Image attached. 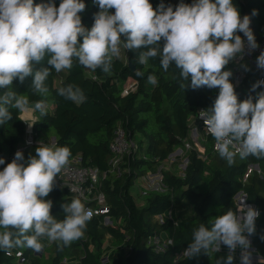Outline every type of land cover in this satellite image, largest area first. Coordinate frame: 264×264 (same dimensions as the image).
Segmentation results:
<instances>
[{
  "label": "trees",
  "instance_id": "16d2710c",
  "mask_svg": "<svg viewBox=\"0 0 264 264\" xmlns=\"http://www.w3.org/2000/svg\"><path fill=\"white\" fill-rule=\"evenodd\" d=\"M33 2L40 4L48 0ZM83 2L86 7L78 15L82 26L91 29L99 8L93 0ZM163 2L175 7L180 0ZM192 2L184 0L186 4ZM232 2L241 17L251 16L256 10L257 15L251 16V29L257 43H264V0ZM55 3L58 7L60 0ZM150 3L155 8L161 0H150ZM110 11L114 12V9ZM78 41L82 43V37ZM124 53V59L113 58L108 73L100 69L92 71L78 63L59 74L52 69L45 82L50 91L47 115L33 111L34 124L30 131L35 143L21 150L27 158L29 153L35 155L39 144L68 147L70 162L99 171L96 190L103 194L105 204L85 203L93 211V218L88 222L84 236L70 246L61 250L56 242L45 239L41 253L24 248L11 249V255L0 251V264H216V259L226 258L228 251L221 249L218 253L201 254L191 259L183 253L192 240L193 229L201 223L210 228L215 217L228 209L237 211L240 196L260 212L255 222L256 234L249 239L254 255L264 257V241L259 238L264 234V159L248 157L241 160L237 156L235 163L229 166L212 149L214 139L211 136L199 140L204 148L202 156L194 148L185 151L183 147L184 141H194L195 131L202 135L197 114L212 106L219 89L205 86L183 90L174 65L164 71L156 58L142 66L136 62L138 52L124 49ZM47 59L45 57L35 67L51 68ZM243 65L249 70L245 71ZM137 68L144 72L143 77L134 75ZM224 70L233 73L230 81L238 101L249 96L255 99L258 92L264 91V87L252 91V85L264 79V70L255 69L248 61L240 65L231 62ZM149 74L156 77L155 85L147 82ZM32 79L29 76L23 83L14 79L11 87L18 94L27 95L29 105L33 107L42 97L32 93ZM128 80L135 82V86L127 95H121ZM187 83L190 84V77ZM68 84L78 85L86 95V101L75 103L57 95V89ZM6 90L0 89V94ZM10 111L13 119L0 126V157L5 159L0 170L13 160L16 149L24 144L28 129L22 114L15 109ZM118 127L125 130L135 149L112 167L110 143ZM180 160L185 164L179 173L163 169L162 180L156 184V189L143 195L134 193L139 178L153 177L164 162ZM248 168L251 172L244 180ZM44 199L53 201L51 214L62 220L61 205L75 198L56 184ZM154 237L161 239L162 251H157L152 244ZM254 263L258 264L255 259ZM233 264H238L236 257Z\"/></svg>",
  "mask_w": 264,
  "mask_h": 264
},
{
  "label": "clouds",
  "instance_id": "9594fccd",
  "mask_svg": "<svg viewBox=\"0 0 264 264\" xmlns=\"http://www.w3.org/2000/svg\"><path fill=\"white\" fill-rule=\"evenodd\" d=\"M93 3L99 11L94 14L93 26L87 29L78 15L86 7L83 0H60L58 7L55 0L40 4L33 0H0V89H7L0 94V126L13 119L10 109L47 115L50 91L45 82L52 69L59 74L78 63L92 71L108 73L113 58H119L123 47L138 52L139 65H148L156 58L164 71L174 65L183 90L205 86L219 89L212 106L201 110L199 117L206 133L215 140V150L229 166L237 156L241 160L264 159V91L258 92L255 99L249 96L238 101L230 81L233 73L224 70L229 63L243 59L246 49L251 54L259 48L250 28L256 10L251 16L241 17L232 0H193L191 4L180 0L175 7L161 0L155 8L150 0ZM45 57L51 68L37 69L35 65ZM256 64L264 70V51ZM243 67L249 70L247 65ZM134 75L143 77L144 72L137 68ZM29 76L33 78L32 93L42 97L33 107L27 95L11 87L14 79L23 83ZM147 82L155 85L157 79L149 74ZM262 86L264 79L257 80L252 91ZM57 95L75 103L87 99L75 84L58 88ZM27 124L31 129L34 123ZM70 156L66 146L39 144L35 155L29 153L27 158L17 150L13 160L0 170V251L11 255V249L24 248L41 253L42 238L56 242L62 250L84 236L94 215L90 208L79 198L65 202L61 205L64 218L60 220L51 214L53 201L44 199L56 186V177L69 165ZM0 165H5L3 157ZM243 201L237 211L228 209L215 217L210 228L201 223L193 229L183 255L188 259L209 256L220 252L223 245L228 250L226 258L216 259V264H233L237 249L240 264H253L255 250L249 237L256 234L260 212ZM259 238L264 241V234ZM258 264H264V257Z\"/></svg>",
  "mask_w": 264,
  "mask_h": 264
},
{
  "label": "built area",
  "instance_id": "2783aa9c",
  "mask_svg": "<svg viewBox=\"0 0 264 264\" xmlns=\"http://www.w3.org/2000/svg\"><path fill=\"white\" fill-rule=\"evenodd\" d=\"M251 26H252V21L250 23V28ZM242 38L246 40V38L243 37V34H242ZM261 51H264V43L259 44V48L252 51L251 54H249L246 49L245 54L243 55V59H238L234 62L240 65L241 62L248 61L251 64V66L259 70L256 64V58L259 56ZM134 86H135V82L132 81L129 85L125 86L121 95H127L134 88ZM199 112L197 114L196 121L202 127V135L199 136V140H202V138L206 139L207 137H210V135L207 134L205 131V124H204L203 119L199 117ZM26 133L28 135L26 134L24 144L18 147L16 151L24 150L35 143L33 138L30 136L31 131L29 128L27 129ZM28 141H30V143H28ZM214 145H215V140L212 145L213 150H215ZM49 147H53V145L50 144ZM183 147L185 151L194 148L199 154V156H202L204 154V148L201 145L200 141H197V140L187 141L186 140L183 142ZM134 149H135L134 142L130 138L127 137L126 132L123 128L118 127L116 134L110 143V151L113 156V159L111 161L112 162L111 166L115 167L124 155L131 153ZM250 172H251V169L248 168L247 172L244 175V180L247 178ZM99 174L100 173L96 168L89 167V166L88 167L77 166L73 162H69V165H67L64 169H62L59 176L56 177V184H58L62 188L67 189L69 193H71V195L75 199L79 198L84 204L87 202L89 203L95 202L96 204L102 206L105 204L104 196L102 193L97 192L96 190V186L99 182ZM151 178H152V181L150 182L151 185L155 183H159L162 180L161 169L153 177H147L146 175L141 177L143 182H145V179H151ZM242 203L250 205L257 209V207L251 203H248V202H242ZM240 207H241V203L237 202V210ZM152 244L154 245L157 251L163 250L160 238L154 237L152 239ZM235 257L238 260V264H240V250L239 249H237Z\"/></svg>",
  "mask_w": 264,
  "mask_h": 264
},
{
  "label": "rangeland",
  "instance_id": "374dc122",
  "mask_svg": "<svg viewBox=\"0 0 264 264\" xmlns=\"http://www.w3.org/2000/svg\"><path fill=\"white\" fill-rule=\"evenodd\" d=\"M119 57H122L123 59L125 58V53H124V49L123 47H121V50H120V56ZM244 64V63H243ZM240 70L239 71H242L241 68H239ZM132 81L131 80H128L127 83H126V86L129 85ZM30 107H32L31 105H29ZM22 114V118L24 119L25 122L27 123H32V119L35 117L34 116V113L33 111H30V112H24V113H21ZM31 114L33 115V118H30L31 117ZM26 123L27 125V128H28V124ZM197 133V131H195ZM28 135V134H27ZM30 136L32 137V134H30ZM199 139V138H198ZM185 163L182 162L181 160L180 161H177L176 163H171L170 161H167V162H164L163 163V167L161 168V170H166V171H174V172H180L181 171V166L184 165ZM149 177V176H147ZM152 181V178L151 179H145V182L142 181L141 178H139L135 185H134V193L138 192L140 195H143L144 193L150 191V190H154L157 188V183L151 185V182ZM137 198H140L137 196ZM139 203H141L140 199H138ZM47 240V239H46ZM45 239L41 240V243H45L46 242ZM254 259L256 260V262L258 263L257 259H259L257 256L254 255Z\"/></svg>",
  "mask_w": 264,
  "mask_h": 264
},
{
  "label": "crops",
  "instance_id": "0c3cea01",
  "mask_svg": "<svg viewBox=\"0 0 264 264\" xmlns=\"http://www.w3.org/2000/svg\"><path fill=\"white\" fill-rule=\"evenodd\" d=\"M30 118H33V115L31 114V117ZM192 137H193V139L192 140H197V138H199V135L198 134H196L195 132L193 133V135H192ZM197 141H199V139L197 140ZM182 155V154H181ZM182 167V166H181ZM244 199H243V197H239V200H238V202H240L241 203V201H243ZM244 202V201H243ZM221 249H223V250H226V251H228L227 250V248L225 247V246H223V245H221ZM257 261H259V259H257ZM253 264H255L254 263V254H253Z\"/></svg>",
  "mask_w": 264,
  "mask_h": 264
},
{
  "label": "water",
  "instance_id": "95a60500",
  "mask_svg": "<svg viewBox=\"0 0 264 264\" xmlns=\"http://www.w3.org/2000/svg\"><path fill=\"white\" fill-rule=\"evenodd\" d=\"M131 67V69H134V67L133 66H130Z\"/></svg>",
  "mask_w": 264,
  "mask_h": 264
}]
</instances>
